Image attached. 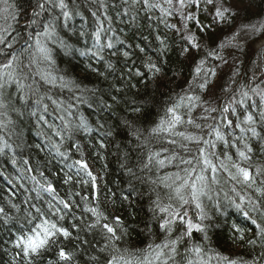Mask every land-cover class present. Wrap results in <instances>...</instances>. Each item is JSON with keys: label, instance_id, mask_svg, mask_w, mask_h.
I'll list each match as a JSON object with an SVG mask.
<instances>
[{"label": "trees", "instance_id": "obj_1", "mask_svg": "<svg viewBox=\"0 0 264 264\" xmlns=\"http://www.w3.org/2000/svg\"><path fill=\"white\" fill-rule=\"evenodd\" d=\"M16 2L24 10L21 12L20 19L22 17L26 19V13L31 10L29 7L31 0H16ZM160 2L162 3L163 0ZM235 2L240 3L238 5H243V9L238 8ZM225 4L234 10L235 15L222 23H212L211 6L204 10L205 6L201 4L200 10L195 8L187 10L195 11L202 24H212L211 29L201 32L194 23H189V28L197 37L199 50L191 49L188 53H182V49L186 47L184 46L187 42L186 36L176 35L174 29L166 27L160 21L158 11L146 12L141 5H134L133 0H128L127 4L124 1L119 2V5L115 7L116 10L111 8L108 14L112 16L115 13V17H112L120 23V26L118 25L120 31L127 30L125 34H128L126 38L130 44L124 50L133 53L132 59L125 60L122 54L116 58L110 55L109 60L106 61L107 66L92 63V66L86 67L80 60H66V62L65 59L54 54L57 67L66 72V79L75 81L82 88L95 90L83 93L92 102V106L86 107L84 110L87 116L88 130L73 129V131H82L84 134V136H77V142L82 144V147L85 148L84 151H88L85 152V156L91 164L93 176L101 177L99 181L95 182V185H100L106 177L110 187L104 189L101 203L98 205L95 194L90 193L86 188L93 184L84 185L80 182L72 184V179L65 183L68 177H63L61 173L55 177L53 171L55 168L50 164L52 157L46 153L42 146L44 142L38 138H36L38 144L35 141L31 142L33 139L27 133L30 132L29 127L32 129L31 124L29 127L21 124V128L26 130L27 136L23 133L21 138L16 136L18 143L21 144V147H23L22 144L39 145L40 151H30V149L24 148L22 152L18 153L19 158L14 161L18 163L20 169L24 170L22 172H13L10 167L11 163L7 164L11 162L8 152L5 153L7 158L2 160L3 172L1 174H5L4 179L7 182L0 178V207L4 208L7 217L0 214V264H13L16 249L13 248L12 241L21 225L28 226V213L34 214L35 212L33 205L41 207L47 212L48 208H44L40 204L48 201L58 203L59 199H64L71 204L70 210H63L64 213L70 214L69 218H64L60 223L68 228L72 237L68 239L61 237L56 245L36 260V264H57L60 248L72 254L71 264H107L108 253L101 251L105 240L103 241L101 235L96 232L97 226L94 227L95 230L89 227L96 222V217L88 211L89 208H96L99 213L103 214V217L106 215L102 210H107L121 219L123 228L126 229L125 248H128L130 252H137L139 247L144 249L148 245L149 237L155 234L158 228L157 220L153 218V201L156 199L157 192L161 198L165 196V190L162 187L157 188L151 183V180L156 179L158 175L176 170L171 166L159 171L156 168H152L151 171L144 168L150 151L159 150L162 146L171 147L162 145L160 140L148 135V130L154 126L153 121L156 116L168 102H175L189 89V84L193 82L197 63L202 59L205 60L206 56L205 68L221 66L226 70L222 73L216 71V76L212 78L207 91L200 93L198 89L196 90L204 101H211L213 105L223 104L240 84L250 82L253 73L255 76L259 75L256 84L261 83L260 78L262 70H264V65L260 67L261 61L255 58L253 60L255 67L254 63L245 69L243 66L245 65L244 58L249 60L254 58L253 49L245 55L246 49L254 47L255 42L264 36V31L256 32L245 28L246 25L264 23V0H225ZM78 5L80 11L82 9L84 11L85 7L86 9L88 7L85 0H79ZM141 16H146L149 21H144L145 18L141 19ZM166 20L170 25H176L178 28L183 27L178 15L167 17ZM23 24L20 22L17 25L18 29H22ZM230 34L233 35L228 37ZM158 36L165 41V48L160 45ZM64 37L66 40H70L68 39L69 35H64ZM222 38H235V42L232 45H225ZM20 41H23V36ZM222 44L223 48L220 47ZM140 48H144L145 51L141 53ZM210 53H217L224 59H214ZM78 54L80 55V53ZM148 57H151L153 62L161 68V72L155 76L150 73L142 78L136 76L135 69L137 68L145 72L144 61ZM262 59L264 60V55ZM241 60L243 66L242 62L239 65ZM109 64L112 65L111 68ZM130 68L133 69L132 73H129ZM236 72L239 75H234ZM233 79H235V83L232 82ZM56 93L54 97L72 103H75L73 97L80 95L79 92L68 89L60 90L59 88ZM13 96V93L6 96L9 100V107L4 114L11 116V123L17 119L15 114L11 113V97ZM133 109H139V111H133ZM93 112L104 116L106 126L105 131L102 130V135L93 137V143L92 141L89 143L87 133L93 125L96 126L95 119L90 117V113ZM201 112L202 108H197L193 112V118L198 117ZM199 122L203 123V121ZM9 125L11 124L7 123V126L11 127ZM137 134H140V140L136 139ZM25 138L27 142L24 141ZM101 143L104 144V147L100 146ZM91 144L94 146L90 148ZM252 147V165L254 167L264 166V142L253 141ZM91 149L95 150L93 155L97 154L101 160V170L99 171L92 166ZM220 150V148L217 149V151ZM229 151L234 153L235 149H229ZM25 160H27V164L24 163ZM27 166L35 169L37 175H40L41 172L44 173V177L58 192L56 200L45 199V196L37 197L36 194L30 192L37 190L33 188L30 178L25 181L24 173ZM217 175L218 184L230 190L232 195L234 193L233 198L237 203L240 201L236 193L232 191L233 187L236 188V192L246 197V201L250 197L253 200H258L264 206V197L259 196L253 189L235 185L228 179L226 172L220 171ZM214 190L217 188L211 186L210 193L215 192ZM205 198L208 200L205 210L213 224V229L209 230L210 233L208 232L209 255L220 253L232 259L240 258L244 261L260 257V253L264 252V237H261L259 229L252 223V220L255 219L257 223L264 224V215L252 211L246 201L245 209L250 212V216H245L234 204L230 205L226 197L223 202L218 204L213 203L207 197ZM80 202L93 218L85 219L87 215H84L77 205ZM6 218L7 223L4 221ZM51 218L56 219V217ZM107 221L112 223L114 220L107 218ZM73 225L77 227L74 228ZM236 228H239L243 233V240L239 239L241 233L236 232ZM198 237L200 238V236ZM250 240H256L257 243L250 245L248 243ZM193 242H196V238H193ZM260 259L261 264H264V257H260ZM61 264H69V262H61ZM211 264H217V261L212 260Z\"/></svg>", "mask_w": 264, "mask_h": 264}, {"label": "snow or ice", "instance_id": "obj_2", "mask_svg": "<svg viewBox=\"0 0 264 264\" xmlns=\"http://www.w3.org/2000/svg\"><path fill=\"white\" fill-rule=\"evenodd\" d=\"M91 2L99 8L107 7L104 0H91ZM124 3L127 4L128 0H124ZM133 4L141 5L149 13L158 11L159 19L166 27L183 32L188 46L182 49V53H188L191 49L199 50L197 37L189 28L190 22L194 23L201 32L212 27L211 23L202 24L197 13L187 11L188 9L200 10L203 4L204 10H207L208 6H211L212 23H222L235 15L234 10L225 4V0H163L162 3L160 0H133ZM29 7L31 10L26 13L23 27L18 29L21 12L24 10L16 0H0V110L8 108L6 96L9 95V89L13 87L19 98L25 102L40 92L38 84L47 85L50 89L59 88L79 92L80 95L73 97L75 103L65 102L48 93L37 95L35 100L36 110L31 114L36 116L40 111L38 122H43L52 128L54 135L63 140L65 135L69 138L72 135L73 116L77 106L88 104V98L83 93L95 90L82 88L75 81L56 75V60L53 53L56 49L63 51L66 55L76 51L61 33L66 35L75 28L76 17H81L82 21L84 18L77 0H31ZM173 15L180 17L182 28L167 23L166 18ZM92 16L97 17V13L92 12ZM245 28L261 32L264 31V23L246 25ZM104 31L103 23L97 17V28L93 33L92 45L95 51H89L92 56L99 59H103L101 53L104 49L111 50L115 47L110 37L106 42H102ZM22 36L23 43H20ZM79 36H85L82 27ZM68 39L71 37L69 36ZM157 39L162 48H165V41L159 36ZM220 47L223 48L224 45ZM139 51L143 53L145 49L140 48ZM118 53H120L119 49L111 54ZM88 54V52H80V55ZM122 55L125 60H130L133 53L124 50ZM210 55L214 59H224L217 53H210ZM224 62L227 63L226 60ZM205 64L206 61L203 59L197 63L189 89L171 105L166 106L163 115L148 130L150 137L160 140L162 145L171 147L162 146L159 150L150 151L144 168L149 171L152 168L159 171L170 166L176 169L151 180L157 188L162 187L165 190L164 198H161L157 192L152 207L153 215L157 218L158 229L163 234L161 241L149 243L146 248L137 252H130L127 248L122 249L119 242L126 235V229L123 228L121 219L115 217L112 223H101L102 219L107 221V217H103L96 208L88 209L96 217L95 224L89 227L94 228L99 225L107 241L101 249L108 253L107 264H211L213 259L217 261V264L220 262L261 264L260 257H264V252L260 253V257L244 261L240 258L232 259L220 253L209 255L208 249L193 242L194 232L202 234L204 241L209 239L207 232L209 226L205 223L209 217L205 210L204 198L211 199L209 195L211 186L219 183L218 172H226L228 179L235 185L253 189L259 196L264 197V166L254 167L251 163L252 142H264V71H262L260 84L255 83L256 77L253 73L252 80L248 84H240L223 104L213 105L211 101L202 100L201 95L196 91L197 89L200 93L207 91L212 78L216 76V69L205 68ZM109 67L111 68L112 65L109 64ZM144 67L154 76L161 72V68L153 62L151 57L147 58ZM132 71L133 69L130 68L129 73ZM143 74L139 68L135 69L136 76ZM234 75L239 73L236 72ZM232 82L235 83V79ZM50 105L53 111L59 114L57 118L61 121L60 127L49 124L45 118L44 113L48 112ZM88 106L91 107V104ZM197 108H202V112L198 117L193 118V112ZM133 111H139V109H133ZM7 123L0 121V128L6 129ZM75 128L88 130L83 115L79 116ZM136 139L140 140V134L136 135ZM100 146L104 147V144L101 143ZM9 147L10 145L3 141L0 143V153ZM54 147L59 152V144H55ZM218 148L221 150L217 151ZM229 149H235V152L231 153ZM24 163L27 164V160ZM75 164L86 171V175L91 177L95 185L96 177L88 170L87 163L81 159L76 160ZM25 171L31 172L32 169L29 166ZM40 176L44 177V173L41 172ZM31 179L39 186V189L55 193V188L46 177L45 183H41L35 175ZM71 179L72 177L69 176L65 183ZM84 182L87 183V181ZM232 191L239 197L240 202L237 203L235 200L231 202L245 216H250V212L245 209L246 197L236 192L235 187ZM56 199L57 197L53 195V200ZM246 203L252 211L264 215V206L258 200L249 197ZM58 205H62V208ZM58 205L49 201L47 212L33 205L35 212L28 213V226L21 225L12 241V246L16 249L13 264H36V260L56 245L61 237L64 239L72 237L68 228L60 223L65 218L63 210H70L71 204L64 199H59ZM0 214L7 217L2 207H0ZM252 223L259 229L261 237H264V224L257 223L255 219ZM73 227L77 226L73 225ZM235 231L241 233L239 239L243 240L241 230L236 228ZM248 243L255 245L257 241L250 240ZM58 257L57 264L61 262L71 264L72 254L63 248L59 249Z\"/></svg>", "mask_w": 264, "mask_h": 264}, {"label": "bare ground", "instance_id": "obj_3", "mask_svg": "<svg viewBox=\"0 0 264 264\" xmlns=\"http://www.w3.org/2000/svg\"><path fill=\"white\" fill-rule=\"evenodd\" d=\"M123 1L124 0H104V3L107 5V7L106 8H99L98 5L93 4L91 2V0H85L86 5H88V7H87V9L85 7V10L84 11L82 9L83 12L81 11L82 12V16L84 18L83 21L81 20V17H79V16L76 17L75 20H74L75 28L71 32H68L66 34V35H69V36L72 37V39L68 40V43H70L72 45L73 49L76 50L73 53H80L81 51H84V52H88L89 53L88 55H81V56H83V59L82 60L84 61V63L87 64V66H89V67L92 66V63L95 64V65L97 63L98 65H106L107 66L108 63L106 61L109 60V56L112 55L111 54L112 52H116L117 49L120 50V53H118L117 55H113L116 58L117 56H122L121 54H122L123 50L129 47L130 42L127 41V38H126V36L128 34H125V32H127V30L124 31V32L123 31H120L119 30V27H118V25L120 26V23H118L112 16H110V14H108L111 11V8L113 10H116L115 7L117 5H119V2H123ZM78 2H79V0H77V4H78ZM235 3H236V5L240 4L238 2H235ZM238 6H240V5H238ZM94 11L97 13V17H99V19L103 23V26H104V29H105V31L102 33V42H106L107 38L110 37L113 40L114 44H115V47L113 49H111V50L104 49V51L101 53V56L103 57V59H99L97 57L92 56L91 55V52L89 51V50L95 51V49L92 47L93 42H94V40H93V33L95 32V30L97 28V17H93L92 16V12H94ZM143 18H145L144 21H146V20L149 21V19L146 16H141V19H143ZM134 20H137V19L134 18ZM24 21H25V18L22 17L20 19V22L21 23H24ZM81 27L83 28V30L85 32V36H83V37H80L79 36V31H80ZM175 33H176V35L177 34H181V36H186L183 32H180L179 33L177 31H175ZM233 34H230L228 37H230ZM61 35L64 36L65 34L64 33H61ZM116 38H119V39L118 40H115ZM222 40L224 41V44L225 45H232L235 42V38H230V39L222 38ZM20 43H23V41H20ZM184 46H187V42H185V45ZM17 47H19V45H17ZM252 49H253V56H254V58L251 59V60L244 58V61H245V65L244 66H243V61L242 60L239 63V65H240L241 62H242L243 69L248 68L250 66V64H253L254 63L253 60L255 58L258 61H261L262 62L260 64V67L261 66L263 67V65H264V60L262 59V56L264 55V37L261 38V39H259L258 41H256L255 44H254V47H252L251 49H246V52H244V54L245 55L249 54L248 53V52H250L249 50L252 51ZM53 54H59L58 50L56 49ZM206 57H205V61H206ZM145 62L146 61H144V64H145ZM113 63H114V61L112 62V64ZM254 67H255V63H254ZM210 68H215L218 73H222L223 71L226 70L225 67H221V66H214V67H210ZM55 71H56V75H58V76H64L66 78V72L64 70H62L61 68L57 67L56 64H55ZM144 71L145 72H143L141 70V72H143L144 74L142 76H139V77L142 78L146 74H149V72L147 71V69L145 67H144ZM262 71H264V70H262ZM255 77H256V80H255V83H256L258 81L259 75H256ZM251 80L252 79L250 78V81ZM37 86L40 88V92L37 95H42L44 93H48V94H51L52 96H54V95L57 94L56 92H57V89L58 88H51L50 89L49 86H47V85H41V84H38ZM10 93H13L15 95L16 90H15L14 87L11 88V89H9V94ZM37 95H34V99L37 98ZM6 99H7V97H6ZM7 102H8V105H9V100L8 99H7ZM15 102L17 103V105L24 104L27 107L28 106L29 107H33L35 105V100H33L32 102L29 101V100L27 102H25V101L19 99V100H15ZM46 102H48V101H46ZM171 103H172V101L168 102L166 106H169ZM89 104H91V106H92V102L88 100V104H80V105L77 106V110H76V112L74 113V116H73L74 129H78V128H75V125L78 123V120H79V116L80 115H83V117L85 118V120H87V116H86L84 110H85L86 107H89L88 106ZM165 107L156 116L155 120L153 121L154 124H155V122H157L159 120L160 116L163 115V112H164ZM49 108H51L53 110V108H52L51 105L49 106ZM7 109L6 110H0V113H3V114H0V121L6 122V121H9V120L10 121L12 120L11 116L4 115L5 112L7 111ZM90 117L91 118L93 117L95 119L94 121L96 122V126L93 125V127L91 128V130H89V132L87 133V137H89L88 138L89 143H91V141L93 143V137L102 135L101 134L102 133V130L105 131V126L106 125L104 124V122H105L104 121V116H102L101 114L97 115L96 113L93 112V113H90ZM10 124L11 125H9V126L12 127V123H10ZM9 137L10 136H8V135H5L3 137H0V143H2L3 141H6L7 142L9 140ZM68 145H69V142L68 141L61 142L59 144V152L62 151ZM77 145H80V147L82 149V152L84 154H85V152H88V151H84L85 148L82 147V144L81 143H77ZM92 146H94V144H91L90 145V148ZM6 149L3 151V153H0V154L4 156L5 153H6ZM23 150H24V148L19 147V152L18 153L22 152ZM48 150L49 151H47V152H50V153L52 152L50 149H48ZM71 151H73V150H71ZM90 151H91L90 152V158H91V162H92L93 168L95 170H97V171L101 170V160L99 159V156H97V154H94L93 155V153H95V150H92L91 149ZM2 160L3 159L0 158V175H1V171H2ZM50 164L53 165V167L55 168V169H53V171L55 173L54 176L57 177L60 174L61 168H62V165H63V161H62L61 155L58 154V155H55V157H52L50 159ZM56 170H58V171L56 172ZM100 179H101V177H97L96 180H95V182L99 181ZM76 182H77V180L75 178L72 179V184H75ZM88 183L90 185L93 184L92 180H89ZM108 186L110 187V183L107 180V178L105 177L102 180V182H101L100 185H92V186L86 187V188H88V191L90 193L95 194L96 199L98 200V205H100V203H101V197H102V194L104 192V189H107ZM212 186L214 188H217V190H214L215 192L212 191V193L209 194L211 196L210 201H212L215 204H218L220 202H223L224 197H226L229 200L230 205L233 204L231 201L232 200H235V198H233L234 193L232 195L231 192H230V190H228L227 188L221 187L218 183L217 184H213ZM225 193H227V196H225ZM52 203L58 205V203H55V202H52ZM207 204H208V200L206 198H204V205L207 206ZM77 205L84 212V215H87V218H85V219H88V217L93 218L88 213V211L86 210V208L83 205V203L80 202V203H77ZM58 206L62 208V205H58ZM42 207L48 208V202L42 203ZM102 211L105 213V215H106V217L108 219L114 220L115 215H112L113 213L111 214L107 210H102ZM63 214H64L65 218H69V216H70L69 213H64L63 212ZM153 218H156V217L154 216ZM193 218H195V217L193 216ZM155 220H157V218ZM104 222L110 223L109 221H104L102 219L101 220V223H104ZM85 223H87V222H85ZM205 223L209 226L208 229H207V232L210 233L209 230L213 229V224L210 221V218L207 219L205 221ZM95 229H96V232H98L101 235V237L103 238V241H104L105 240L104 239V234H103V231L100 228V226L97 225V227ZM198 236H200V238ZM162 238H163V234L157 228L155 234H153V235H151L149 237V240H148L147 243L148 244L149 243H153V242L154 243H159ZM193 238H196V242L195 243H199L203 247H205L206 249H208V246L210 244L209 243L210 242V239H208L207 241H204L203 238H202V234L195 233V232L193 234ZM106 242L107 241L105 240L104 241V244ZM125 245H126V242H125V238L123 236L122 240L119 242V246L122 249H124L125 248ZM144 248H146V247H144ZM142 249H143V247L142 248L141 247L138 248V250H142ZM213 260H215V259H213Z\"/></svg>", "mask_w": 264, "mask_h": 264}, {"label": "rangeland", "instance_id": "obj_4", "mask_svg": "<svg viewBox=\"0 0 264 264\" xmlns=\"http://www.w3.org/2000/svg\"><path fill=\"white\" fill-rule=\"evenodd\" d=\"M237 7L239 8H242L243 9V5H240ZM115 17V13H113V15ZM264 37V36H263ZM60 56V58L62 59H65L66 60H70V61H76V60H80L82 62H84L82 59H83V56L79 55L78 53H73V54H70V55H66L63 51L57 49ZM67 62V61H66ZM84 65L87 67V64L84 63ZM19 95L17 93H15V95L13 97H11V100H12V103H11V113L12 114H15V116L17 117V119L14 121V124H15V127H14V133L15 135L18 137L20 136V138L22 137V133L24 135L27 136V133H29V135L32 137V141L31 142H37V144L39 143L38 140L36 139L37 137L35 135H33L34 133L32 131L30 132H27L26 133V130L24 128H21V124L23 125H26L27 127H29V124H32L30 121L33 120L34 121V125L36 126L37 130L39 131V126L43 125V122H38V118H35L31 113L34 111V109L36 110V104L33 106V107H27L26 105L24 104H21V105H17V103L15 102V100H19ZM45 127V126H44ZM25 131H24V130ZM21 131V133H20ZM50 134V133H49ZM0 136H3V135H0ZM101 136V135H100ZM35 137V138H34ZM25 142H27L26 138L24 140ZM42 145V144H41ZM23 147H21V144H19V147L21 148H25L26 150H29L30 151H40V147L39 145H36L34 144L33 146H29V145H26V144H22ZM44 148H45V151H49L48 150V147L42 145ZM48 155L52 156V157H55L54 153L53 152H47ZM0 158L2 159H6V155H1L0 154ZM50 158V157H49ZM129 172V171H128ZM130 173V172H129ZM0 178L4 181H6L2 174L0 175ZM7 182V181H6ZM42 205V204H40Z\"/></svg>", "mask_w": 264, "mask_h": 264}]
</instances>
